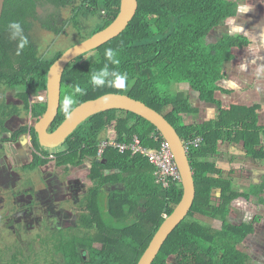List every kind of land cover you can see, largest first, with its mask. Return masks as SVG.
<instances>
[{
  "label": "trees",
  "instance_id": "trees-1",
  "mask_svg": "<svg viewBox=\"0 0 264 264\" xmlns=\"http://www.w3.org/2000/svg\"><path fill=\"white\" fill-rule=\"evenodd\" d=\"M137 1V14L119 37L77 57L67 66L59 115L50 131L66 119L62 111L63 97L71 85L78 83L87 90L86 95L77 97L78 106L109 93L128 95L165 116L185 145L202 138L198 147L190 146L187 152L196 185L194 205L188 217L171 233L153 264H248L249 256L242 246L256 230L245 220L232 222L228 218L232 203L239 198L250 200L255 196L264 204V180H255L248 192L242 193L231 178L223 176L213 156L227 141L240 145L251 161L264 162V128L258 125L257 108L224 105L218 98L226 64L237 58L236 51L251 46L252 42L247 35L229 32L214 41L210 38L225 22L236 18L240 6L249 4V0ZM75 3L73 17L65 21V25L70 23L81 34L73 45L106 29L116 20L122 6V0H6L0 19V135L8 133L10 120L23 113H30L37 121L41 119L47 103L31 104L30 97L39 93L46 95L52 65L73 46L60 48L58 41L51 56H42L28 45L17 54L18 40L10 38L7 24L21 22L24 34L29 37L32 24L25 21L28 16L59 35L62 27L45 22L36 8L48 11L49 5L61 9L73 7ZM87 19H95V28L89 35H83ZM107 48L116 50L120 60L118 66L110 67L128 74L126 91L93 89L89 84L90 72L106 63ZM183 84L197 95L198 105L216 106L217 112L209 122H186L187 116L194 117L200 109L190 103V96H184L186 92L176 89ZM7 92H15L22 107L7 103ZM28 128L20 127L13 138ZM31 135L37 141L35 128ZM153 135L158 136L157 140ZM111 137L119 143H129L138 137L148 148H160L164 141L157 128L139 115L121 110L104 111L76 129L62 144L66 146L64 152L55 151V158L50 160L35 154L26 170L35 178L33 181L43 185L45 180L39 174L40 168L55 159L57 166L90 165L88 177L93 186L86 202L88 214L79 221L77 232L73 230L66 238L55 239V258L45 264H137L165 218L181 201L182 186L173 182L166 187L158 182L155 167L148 158L121 154L113 146L99 157L101 143ZM105 185L115 188L109 191L108 197L103 195V201L99 189ZM94 213L100 215H90ZM198 216L221 221V228L201 224ZM260 219L255 217L256 222ZM19 255L12 254L8 260L0 256V264H26L25 260L18 259Z\"/></svg>",
  "mask_w": 264,
  "mask_h": 264
},
{
  "label": "rangeland",
  "instance_id": "rangeland-1",
  "mask_svg": "<svg viewBox=\"0 0 264 264\" xmlns=\"http://www.w3.org/2000/svg\"><path fill=\"white\" fill-rule=\"evenodd\" d=\"M254 2L256 0H253ZM244 9L248 8L251 9L249 4H243ZM258 8V7H255ZM261 11L264 12V7L259 8ZM241 11H244L243 8L240 7V13ZM246 14L250 17L252 16L253 12L250 10L245 11ZM239 13V14H240ZM70 11H66V18L71 19L72 16L70 15ZM263 14V13H262ZM71 16V17H70ZM96 23L95 19H87L84 21L85 30L82 31V34H88L91 33V31L95 28L94 24ZM256 26L260 25L258 22H254ZM67 35L62 36L59 39V45L60 48H69L74 43L78 42L81 38V34L76 32L72 25L68 23V26H65ZM225 32H229L231 34H241V35H247L252 36L254 33H258L259 31L256 30L254 27H252L251 22L249 21H242L238 20L235 21L234 19L229 20L224 23V25L217 30V32L212 36L210 40L214 41L218 39L221 35H223ZM58 38L55 39L54 35L47 33L45 31H42L40 27L35 30L33 33V38L29 39V44L33 47L34 50H37L39 55L42 56H51V53H53L56 41ZM58 42V41H57ZM236 59L232 62H229L226 64L225 69L227 70L228 75H230V79H234V81H246L240 84V86H246L249 87L252 84L250 83V79L253 78V72L256 71L255 68L252 69V65L250 63V57H251V47L244 48L242 50L236 51ZM255 69V70H254ZM237 73L234 74V72ZM258 70H262V73H264V63L263 66L258 68ZM252 78H249L251 77ZM244 77V78H243ZM247 78H249V82L247 81ZM254 81H261L260 77L254 78ZM264 81V79L262 80ZM221 86V82L219 83ZM239 86V85H238ZM184 87H187L188 93L184 90ZM222 87V86H221ZM176 89L182 90L186 92L184 94L185 97L190 96V103H191V91L189 89V86L187 84L179 85L176 87ZM189 89V90H188ZM20 91V90H18ZM222 91H228L226 88H222ZM221 91V93H223ZM253 92H247L249 96L252 95ZM0 94V99H1ZM40 97V101L44 100L45 93H41L39 96H34L31 98L32 102H35ZM5 99L7 103L14 102L15 104H18L20 107H22V103L19 97L14 93L7 92L5 95ZM183 100H185L184 97H182ZM257 101V94H255L250 102ZM264 102V99L262 100ZM216 107V106H215ZM214 106H208V109H211L212 111H217V109ZM198 108V107H197ZM199 112V111H198ZM203 112V111H202ZM201 111L195 115L197 118H199L201 115H203L204 118L205 114H203ZM214 113V112H213ZM212 119V117H211ZM188 124H191L190 121L193 120V118H189L188 120L185 119ZM12 121V122H11ZM199 122V121H198ZM209 122V121H208ZM37 123V119H32L30 117V113H23L22 116H18L17 118H13L9 122V132L6 135H0V256L5 257V260L10 259L12 254L20 253L18 256L19 260H25L26 264H45L46 262L51 263L54 255L51 253H46L47 244L44 243L48 242L51 237L53 238V232L50 230L51 226L47 222H44L42 219H40L41 215H44V210L47 207V205L50 204L48 202L46 205L40 206L41 202H33L31 204L29 201H27V196L31 197L32 193L35 196H42L43 198H50L53 197V194L57 190L54 189L49 184H43L36 186V188L32 185L29 186L28 181L25 177H23L21 180H19V177L17 178L19 181H10L8 178H2V175L5 173L7 176L8 170L14 171V162L12 159V151L10 142V135L12 132L16 131L21 126H34ZM27 134V133H26ZM2 137H4L5 140H1ZM7 139V140H6ZM7 142V143H5ZM18 149L22 151H28L32 150L33 147L29 146V143L26 141L18 142ZM22 143V144H21ZM62 148L65 146H61ZM3 148V149H2ZM61 148V149H62ZM63 148V149H64ZM24 149V150H23ZM60 148H58L59 150ZM53 151H56L54 149ZM54 163L47 164L43 169V173L40 172V174H43V177L45 180L50 179V177H61L59 169L54 168ZM3 166L7 167L8 170L5 172L3 171ZM51 167V168H50ZM19 166L16 165V170L19 172ZM88 170V169H87ZM86 169H78L75 179L77 181L82 182L87 181L90 182L89 179L85 178L83 174L85 173ZM22 173V172H21ZM57 173V174H56ZM56 174V175H55ZM232 177V175H231ZM230 178V177H228ZM233 180H236L235 178ZM242 184L241 186H237L236 188L238 191L242 193L248 192V184L249 181ZM56 187V186H55ZM36 191V192H35ZM35 192V193H34ZM49 192V193H48ZM57 199L64 198V196H56ZM106 197H108L106 195ZM40 197H38L36 200H40ZM216 199V197H215ZM256 199V201H255ZM258 198L255 196H252L251 200H245L244 198H239L235 200L232 203V214L229 216L230 221H241L245 220L247 224H253L254 229L256 230V233L249 236L245 244L242 246V248L245 250V252L249 256L248 264H264V204L258 202ZM218 199H216V202ZM28 212L31 214V216L27 217H21L22 213ZM34 216V218H33ZM260 216L261 219L259 222L255 221V217ZM199 221L201 224L209 227V228H221L222 222L221 221H214L210 220L208 218L198 216ZM48 224V225H47ZM51 247V246H50ZM51 249H53L51 247ZM54 252V250H51ZM29 258V260H26ZM56 260H60L58 257H56Z\"/></svg>",
  "mask_w": 264,
  "mask_h": 264
},
{
  "label": "water",
  "instance_id": "water-1",
  "mask_svg": "<svg viewBox=\"0 0 264 264\" xmlns=\"http://www.w3.org/2000/svg\"><path fill=\"white\" fill-rule=\"evenodd\" d=\"M6 0H0V19ZM139 8L137 0H122L121 11L116 20L106 29L73 45L52 65L46 92L47 109L35 124L41 147L54 150L60 147L75 131L94 115L109 111H128L144 118L161 133L169 144L178 165L183 196L173 213L166 217L155 233L148 248L137 264H153L171 233L188 217L196 198L194 172L185 144L175 127L153 108L128 95L109 93L77 106L70 118H66L55 130L50 129L57 119L61 107L62 80L67 66L77 57L93 51L119 37L135 18Z\"/></svg>",
  "mask_w": 264,
  "mask_h": 264
},
{
  "label": "flooded vegetation",
  "instance_id": "flooded-vegetation-1",
  "mask_svg": "<svg viewBox=\"0 0 264 264\" xmlns=\"http://www.w3.org/2000/svg\"><path fill=\"white\" fill-rule=\"evenodd\" d=\"M76 4L77 3H75L73 7L61 8V9H57L54 6L49 5L50 9L48 11L42 9L41 7H37L36 10H37L38 15L43 19L45 18L47 20L46 21L44 19L45 22L50 21L51 24H53L57 27H62L63 30L59 35H56L53 31L44 29L40 22L33 20L31 17L27 16V17H25V21L27 20L29 23L32 24V28H31V31L29 32L30 36L28 37V40L30 38H33V33L35 32L36 29H38V27H40V29L42 31H45L47 33L54 35L55 39L58 38L57 41H59V39L62 36H66L67 35L66 28H65V26H66L65 21L67 20L66 11L69 10L71 13L70 15L72 16V11L76 7ZM14 8L18 9V7H16V6ZM23 19H24V17H23ZM28 45L32 51H37V50H34L30 44H28ZM16 92H20V91L17 90ZM39 95H41V93L37 94L36 97ZM32 97H34V96L30 97L31 104L36 103V102H40V100H39L40 97L35 102H32V100H31ZM42 101H46V98L44 97V100H41V102ZM30 117L32 119H35V118H33V116L31 114H30ZM34 126H28L29 127L28 130L26 132H22L16 138H13V135L20 127L16 131L12 132V134L10 135L9 138H10V141L12 140V142H10L9 144L11 146L10 148L12 151L11 152L12 153V159H13V162L15 165L14 166L15 169H14V171H10L7 169L6 166L5 167L3 166L2 172H5L6 170H8V172H7V176L4 173L2 175V178L3 177L8 178V180H10L12 182L13 181L17 182V181L21 180L23 177H25L28 181L29 186L33 185L36 188V186L40 182L33 181V179H35V178L28 175L27 174L28 171H26V170H29V167L32 165V163L34 161V155L35 154H37V156L42 157L43 160H50V159L55 158L54 157L55 151L44 149L43 147H41V145L39 143V139H37V141L34 139V137L31 135V130L33 128H35ZM8 133H10V132H8ZM8 133H6V134H8ZM6 134H4V135H6ZM1 140H5L4 137H2ZM21 140H22V142H24V141H26V143L28 142L29 146L30 147L32 146L33 149L28 150V151H25L24 149H23L24 151L19 150L17 146L19 144L18 142H21ZM0 142H3V141H0ZM5 143H7V142H5ZM61 146L58 147V148H60L59 150L57 148L56 153L64 152L66 150L65 145H63V146H65V148L63 147L64 149ZM50 163H54L55 164L54 168L56 167V169H59V171L57 173L60 172L61 177L58 178V180H57V177H50V179H48V180H45V178L43 177L45 180L44 184L51 185L54 189L57 190V193L55 192L53 194V197H50L48 199L43 198L42 196H37L36 194L34 196L32 193L31 197L27 196V201H29L31 204H33V202H36V203L41 202L40 206H42V205L44 206L48 202H50V204L47 205V207L44 210V212H45L44 215L40 216V219H42L44 222H47L49 225L53 224L50 228V230L53 232V238L51 237V239L48 242L43 241V244L44 243L47 244V249H46L47 252L46 253L55 254V250H56L55 239H58L60 237L66 238L68 235L73 234V230H74V232H77L75 230H76V226L79 224V221L82 219L83 215H85L86 213L88 214V211L86 210V202H87V199L90 198L89 192H90L91 187L93 186V183L91 181L88 183L87 181H84V179L82 182L77 181L75 179L77 170L81 169V168L86 169L83 176L84 177L86 176L85 178L89 179L88 176L91 173V170H90V165L88 163L81 165L77 168L68 167L65 165L57 166L56 165L57 159H55L54 161H51ZM16 165L19 166V168H20L19 172L16 170ZM37 171H38V169H37ZM34 172H36V171H34ZM40 172L43 173L42 168H40ZM40 172H39V174H40ZM36 173H38V172H36ZM41 175H43V174H41ZM18 177H19V180L17 179ZM118 187H116V188H118ZM113 188H115V187H112V185H111V187L109 185H105L104 187H102V189H99V193L102 194V197L100 199L104 201L105 194L106 195L110 194L109 191ZM57 195L59 197L64 196V198L57 199V197H56ZM38 197H40L39 201L36 200ZM29 215L31 216V214H29L28 212H26V213L24 212L21 214V217H27ZM90 215L99 216L100 214L94 213V214H90ZM104 216H107V215H104ZM33 218H34V216H33ZM50 246L53 249H51ZM51 250H54V252H52ZM27 259L29 260V258H27Z\"/></svg>",
  "mask_w": 264,
  "mask_h": 264
},
{
  "label": "crops",
  "instance_id": "crops-1",
  "mask_svg": "<svg viewBox=\"0 0 264 264\" xmlns=\"http://www.w3.org/2000/svg\"><path fill=\"white\" fill-rule=\"evenodd\" d=\"M248 3L249 6L251 5L250 11L253 12V15L249 17L245 11H241L240 13L239 10L240 14H238V16L234 18V20L249 21L251 22L252 27L259 31L258 33H254V35L249 37L252 42L250 46L252 52L250 57V63L252 65V69H256V71L253 72V78L252 75L251 77H249L252 78L250 79L249 83L252 85L249 87H247V85L240 86V84L246 81L239 82L234 81V79H230V75H228L227 70L224 69V77L223 80L220 82L222 84V88L228 89L229 92L227 91L228 94L219 92L218 98L223 101L224 105L234 104L237 106H244L250 108L256 107L259 120L258 125L259 127L264 128V102H262V100L264 99V81H262L264 79V73H262V70H258V68L262 67L264 63V12L259 9L264 7V0H256L255 2L253 0H249ZM240 7L244 9V5H241ZM254 22H258L260 25L256 26ZM237 72L238 70L234 72V74ZM257 77H260L261 81H254V78ZM249 78H247L248 82ZM184 90L187 93L189 92L187 91V87H184ZM248 91L253 92L251 96L247 94ZM255 94H257V101L250 102ZM197 100V95L191 91V101L194 105H197L195 107H198L201 112L203 111L202 113L205 114V116L207 117L204 118L203 115H201L199 118H197V116H187L185 119L188 120L189 118H193L194 122L199 121V123L209 121L211 117L213 118V116H215L217 111H212L211 109H208L207 111L208 105H198L196 103L198 102ZM193 120L190 122L193 123ZM213 157L214 162L217 164V167L222 171L223 176H225L226 178L230 177L232 180L235 178L236 180H233V182L238 187L244 184V181H249V190L250 185L253 184L255 180H264V162L258 164L248 159L246 157V153L240 145L235 146L226 141L220 145L218 154Z\"/></svg>",
  "mask_w": 264,
  "mask_h": 264
},
{
  "label": "clouds",
  "instance_id": "clouds-1",
  "mask_svg": "<svg viewBox=\"0 0 264 264\" xmlns=\"http://www.w3.org/2000/svg\"><path fill=\"white\" fill-rule=\"evenodd\" d=\"M244 11L250 10L248 8ZM7 30L10 33V38L18 40V51L20 53L29 44L28 37L24 34V29L19 21H11L7 24ZM104 63L103 67L98 70L90 72L89 84L93 89L113 88L121 91H126L128 85V74L121 72L115 67L120 64L117 51L113 48H107L104 51ZM70 91L64 95L62 101V111L66 118H70L73 112L78 106V96H84L87 94V90L81 87L78 83L70 86Z\"/></svg>",
  "mask_w": 264,
  "mask_h": 264
},
{
  "label": "built area",
  "instance_id": "built-area-1",
  "mask_svg": "<svg viewBox=\"0 0 264 264\" xmlns=\"http://www.w3.org/2000/svg\"><path fill=\"white\" fill-rule=\"evenodd\" d=\"M153 137L156 140L158 138L156 135H153ZM202 142V138H196L189 141L185 145V148L188 152L190 146L198 147ZM111 146L121 154L141 155L148 158L149 162L155 167L158 182L164 183L166 187L171 186L173 182L182 186V178L178 165L166 140L161 143L160 148H148L141 143L138 137H135L129 143H119L115 138L111 137L108 141L101 143L98 156L101 157L104 151Z\"/></svg>",
  "mask_w": 264,
  "mask_h": 264
}]
</instances>
